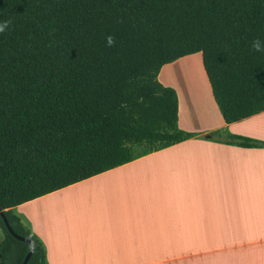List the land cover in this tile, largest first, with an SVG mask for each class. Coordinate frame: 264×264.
<instances>
[{"label": "trees", "instance_id": "1", "mask_svg": "<svg viewBox=\"0 0 264 264\" xmlns=\"http://www.w3.org/2000/svg\"><path fill=\"white\" fill-rule=\"evenodd\" d=\"M0 264H47L17 204L194 134L159 68L199 52L225 123L264 110V0H0ZM114 37L112 47L106 37ZM205 139L264 141L216 129Z\"/></svg>", "mask_w": 264, "mask_h": 264}, {"label": "crops", "instance_id": "2", "mask_svg": "<svg viewBox=\"0 0 264 264\" xmlns=\"http://www.w3.org/2000/svg\"><path fill=\"white\" fill-rule=\"evenodd\" d=\"M157 80L194 135L17 204L47 264H264V146L202 137L224 128L264 141V110L225 123L199 52L163 64Z\"/></svg>", "mask_w": 264, "mask_h": 264}, {"label": "clouds", "instance_id": "3", "mask_svg": "<svg viewBox=\"0 0 264 264\" xmlns=\"http://www.w3.org/2000/svg\"><path fill=\"white\" fill-rule=\"evenodd\" d=\"M11 24L10 20H6L2 23H0V33L6 31ZM115 43L114 37L112 36H107L106 37V45L108 47H112ZM251 48L256 51V52H264V41L260 39H254L251 43Z\"/></svg>", "mask_w": 264, "mask_h": 264}, {"label": "water", "instance_id": "4", "mask_svg": "<svg viewBox=\"0 0 264 264\" xmlns=\"http://www.w3.org/2000/svg\"><path fill=\"white\" fill-rule=\"evenodd\" d=\"M0 217H1L2 221H3V223H4L5 228L7 229V231H8V232H9V233H10L15 239H17V240H24L22 237H20L19 235L15 234V233L11 230V228L9 227V225H8L7 222H6L5 217L3 216V214H2L1 212H0ZM30 251H31V243L28 242V248H27V251H26V253L24 254V256H23V258H22L20 264H24V263L26 262V260H27V258H28V256H29V254H30Z\"/></svg>", "mask_w": 264, "mask_h": 264}, {"label": "rangeland", "instance_id": "5", "mask_svg": "<svg viewBox=\"0 0 264 264\" xmlns=\"http://www.w3.org/2000/svg\"><path fill=\"white\" fill-rule=\"evenodd\" d=\"M59 194V193H58ZM58 194H56V195H58ZM60 194H61V192H60ZM67 196H69L70 197V201H71V203H74V201H75V204H77V206H80V203H81V199L79 198L80 196H74V195H67ZM58 197V196H57ZM65 197V195L63 196V197H59V198H55V204L57 205H59L60 206V203H62L61 202V200L63 199ZM66 198H68V197H66ZM65 199V198H64ZM63 199V200H64ZM70 207V206H69ZM71 208V207H70ZM14 211L16 212V213H18L19 215H21L17 210H15L14 209ZM21 216H23V215H21ZM24 217V216H23ZM25 218V217H24ZM26 219V218H25ZM27 220V219H26ZM29 223V222H28ZM30 226V225H29ZM0 238H1V232H0Z\"/></svg>", "mask_w": 264, "mask_h": 264}]
</instances>
